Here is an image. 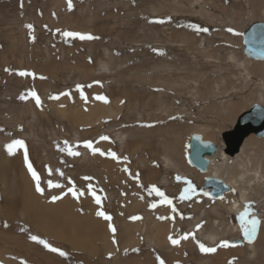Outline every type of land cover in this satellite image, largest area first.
Returning <instances> with one entry per match:
<instances>
[{"label": "rangeland", "instance_id": "rangeland-1", "mask_svg": "<svg viewBox=\"0 0 264 264\" xmlns=\"http://www.w3.org/2000/svg\"><path fill=\"white\" fill-rule=\"evenodd\" d=\"M71 3L69 11L66 0H0V264H264V185L258 182V194L244 185L245 198L236 209L239 189L210 199L200 193L203 176L186 170L190 133L201 130L223 148L220 135L240 114L253 105L264 107V61L247 58L243 47L246 27L264 23V0ZM190 24L208 31L196 33ZM64 31L98 39H66ZM251 66L259 69L256 75ZM19 71L35 78L20 77ZM78 84L84 85L87 102L76 91ZM30 90L41 107L31 97L20 99ZM63 92L70 98L50 99ZM97 95L108 103L95 100ZM103 106L113 114L103 115ZM251 138L256 143L235 158L216 155L210 172L229 182V170L246 173L250 156L254 166L247 177L255 179V170L264 174V155L255 154L264 137L245 139ZM14 139L24 141L43 194L35 190L24 149L7 154ZM85 141L118 159L93 155ZM66 148L80 155L70 156ZM48 181L61 188H49ZM189 183L195 191L181 200ZM153 186L171 206L151 192ZM70 187L83 195H65ZM89 187L101 197L100 205ZM53 196L62 198L52 202ZM98 211L112 217L114 234ZM251 216L260 222L257 240L235 244ZM185 234L187 240L171 244L170 236ZM126 235L136 243L125 245ZM222 241L230 246L217 247ZM199 244L217 250L202 253Z\"/></svg>", "mask_w": 264, "mask_h": 264}, {"label": "snow or ice", "instance_id": "snow-or-ice-1", "mask_svg": "<svg viewBox=\"0 0 264 264\" xmlns=\"http://www.w3.org/2000/svg\"><path fill=\"white\" fill-rule=\"evenodd\" d=\"M66 2H67L68 10L71 11L72 10L71 0H66ZM21 6H22V3H21ZM153 22H155V23H164L163 20H156V21H153ZM25 27L29 29V33L31 34L33 26L28 24V25H25ZM188 27L193 29V31H195L196 33L207 32L208 31L207 28L199 27L196 24H190V25H188ZM228 31H232V29H228ZM62 35L66 39L67 38H72V39H79L81 41H91V40H94V39H98V37H94V36H92L90 34H81V33L72 32V31H64L62 33ZM158 54H162V53H158ZM89 62L90 63L92 62L91 58H89ZM5 71L9 72L11 70L6 68ZM16 74L18 76H20V77H33V78H35V74L32 73V72H29V71H19ZM40 79H45V77L41 76ZM93 83L100 84L99 81H95ZM83 87H84V85H80V84L76 85V91L80 93V98L82 100H84L85 102H87V97L84 95V92L82 90ZM88 87H92V85L89 84ZM70 95L71 94L69 92H63V93H60L59 95L50 96V99L58 100V99H60V96H67V97L70 98ZM27 97H31L35 101V104H36L37 108L41 107V100H40V98L37 95V92L35 90H30L27 93L26 96L25 95H21L20 99L24 100ZM94 99L98 100V101H102L104 103H108L107 98L105 96H103V95H97V96L94 97ZM0 131H2V130H0ZM108 139L109 138L107 136H101L100 137V140H108ZM83 147L88 149L93 155L98 153L101 156L107 155L108 157H110L113 160H117L118 159L116 154L114 152H112V151H108L107 153H105V152L101 151L100 149L94 148L92 141H85L84 144H83ZM17 149H24V163H25V166L27 167L28 172L31 175V178L33 179V181H35V190H36L37 193L43 194L44 189L40 185V178H39L37 172L33 169L32 164L29 162L28 153H27V149H26V145H25L24 141L23 140H19V139H14V140H12L11 143L6 145V152H7V154L9 156L14 155L15 151ZM66 150H67L68 155H70V156H79L80 155V153L78 151H74L71 148H66ZM126 159L127 158H125V160ZM124 170L127 171V169H124ZM61 175H62V173H61ZM86 179H88V178H86ZM137 179H138V176H137ZM179 179L180 178L177 177V180H179ZM69 183L71 184V181H69ZM48 187L49 188H61V185L59 183H53L52 181H48ZM150 190H151V192L156 193V195L161 198V203L171 206L172 201L170 199H168L163 192H161L155 186H153ZM88 191L90 193H92L93 199L95 200V203L97 205H100L101 197L97 196L91 187H89ZM193 191H195V189H193L191 184L189 183L188 187L185 188L183 190V192L181 193L180 199L183 200V199L189 198V193H191ZM68 193H71L73 198H78L79 196L83 195L82 192L77 191L74 187H70L68 189V192L65 193V195H67ZM61 198H62L61 196H53L52 197V202L60 200ZM150 207L154 209V208L157 207V205L156 204H152V205H150ZM172 210L175 211L174 208ZM96 214H97L98 217L103 218L105 221H109L108 229H109L110 232H112L114 234L116 229L113 227V225L110 222L112 217L110 215L105 214V212H103V211H98ZM247 215H248V206L245 207V213H244V216H247ZM244 216L241 217L242 220H244ZM132 219H134V220L135 219H140V217H132ZM159 219H164V218L160 217ZM245 224L249 225V226L245 227V229H244V237H245V239L247 240L248 243H252L254 238H255V236H256L257 226L259 224V221L257 219H255V218H253L250 221H245ZM197 227H200V226L198 225ZM188 238H189V236L187 234H185L183 236H180L179 239H174V238H172L170 236L169 240H170L171 244L175 246V245H178L181 240H187ZM29 239L34 241V242H36L37 244L43 245V247L45 249H47L48 251H50V252L58 253L59 256H61V257H65L66 256V253L64 251H61V250H59L57 248H54V247H50L49 244L46 241H44L42 239H38L36 236H30ZM113 243H116L115 239H113ZM198 246H199V249H200V251L202 253H214V252H216L217 247L227 248L230 245H229V243L227 241H222V242H220V244L217 245V247H206L204 244H199ZM21 264H24V262L21 261ZM159 264H164V262L161 260L159 262ZM229 264H232V262L229 261Z\"/></svg>", "mask_w": 264, "mask_h": 264}, {"label": "water", "instance_id": "water-1", "mask_svg": "<svg viewBox=\"0 0 264 264\" xmlns=\"http://www.w3.org/2000/svg\"><path fill=\"white\" fill-rule=\"evenodd\" d=\"M243 47L246 57L252 60L264 61V23H254L246 29ZM251 134L257 138L264 137V108L260 105H253L249 110L241 113L235 126L221 134L224 153L228 157H233L239 152L244 139ZM187 149L186 160L188 164L200 173H206L209 164L207 157L214 156L216 145L210 141H203L200 135L194 133L189 137ZM207 189H209L208 193L204 192ZM228 191H230V188L221 179L208 177L204 179L200 192L207 194L210 199H218ZM253 218L258 220L257 217L251 216L249 221ZM244 229H241V239H238L235 244L248 243L244 237ZM255 239L256 236L253 242Z\"/></svg>", "mask_w": 264, "mask_h": 264}, {"label": "bare ground", "instance_id": "bare-ground-1", "mask_svg": "<svg viewBox=\"0 0 264 264\" xmlns=\"http://www.w3.org/2000/svg\"><path fill=\"white\" fill-rule=\"evenodd\" d=\"M256 11V10H255ZM251 24V23H250ZM248 25L246 28L248 29L251 25ZM248 58V57H247ZM250 59V58H249ZM252 60V59H251ZM245 62V61H244ZM246 63V62H245ZM247 64V63H246ZM248 67L249 66H247L246 68L248 69ZM250 71L254 74V75H256L255 73L256 72H258V68L256 67V66H251L250 68ZM262 107V106H261ZM103 108V110H102V112H103V115H107V114H109V113H112L113 111H112V109H111V107L110 106H103L102 107ZM264 108V107H263ZM113 114V113H112ZM112 114H110L109 116L111 117V116H113ZM201 131V130H200ZM192 132V133H190L189 134V137H190V135L191 134H198V135H200L201 137H202V140L203 141H210V140H208V138H207V140L205 139V135L203 134V132ZM204 131V130H203ZM207 132V131H206ZM206 132H205V134H206ZM251 135H253V134H251ZM208 136V135H207ZM221 136V135H220ZM250 136V135H249ZM188 141H189V139H188ZM210 142H212V143H214L215 145H216V153L214 154V156H212V157H207V159H208V161H209V164H208V167H207V171H206V173H200L199 171H197L195 168H193V167H191L189 164V169H186V170H189V171H191V172H194V173H196V174H200V175H202L203 176V179H206V178H208V177H214V178H218V179H221L220 177H219V175H218V173L215 171V172H210L211 170H210V166L213 164V162H214V157H216V155H220L221 156V158L220 159H222V160H225V161H227V159H232V158H235V156H238V155H240V154H243L244 152H245V150L247 149V147L248 146H250V145H254L256 142H255V140L254 139H245L244 141H243V143H242V145L240 146V149H239V152L234 156V157H232V158H230V157H228L225 153H224V147L222 148L221 146H219L218 144H216L214 141H210ZM223 142V141H222ZM188 144V143H187ZM264 145V142H262V141H260V143L259 144H257V150H256V155L259 157L260 156V154L262 155H264V151L262 150V146ZM260 146L262 147V148H260ZM187 147V146H186ZM256 149V148H255ZM187 152H188V149H187ZM248 152V151H247ZM247 157V156H246ZM219 159V158H218ZM219 159V160H220ZM253 159V157H250L249 156V160H250V163H248L247 165H246V169H247V171H249V169L251 170V168H253V166L254 165H252L251 164V162L253 161L252 160ZM257 159V158H256ZM248 160V161H249ZM256 162V161H255ZM258 162V161H257ZM245 163V162H244ZM182 166V165H181ZM231 166V165H230ZM258 166V165H257ZM263 167H264V165H262ZM175 167V166H174ZM178 167V166H177ZM231 167H233V166H231ZM242 167V166H241ZM224 168V167H223ZM255 168V167H254ZM258 169H259V167H258ZM247 171H246V173H247ZM181 172H182V170H181ZM228 173H230L229 174V176H228V181L229 182H225L224 180H222L226 185H228V187L230 188V191H228V192H225V193H223V196L225 195V194H228V193H230L231 192V189L232 188H237V189H239V193H240V196H238L239 197V199L238 200H236L235 202H234V204H233V206H234V208H238L239 207V202H242L243 200H244V198H245V194H244V185H249L250 187H251V189L254 191V193H257L258 194V187H259V181H260V183H262V185H264V174L263 173H261V172H259L258 170H255V173L253 174L254 175V177H255V179H253L252 181H254V182H252L251 181V179L250 178H248L247 177V175H246V173H244V171H241V169H236V168H234V169H231V170H229V172ZM21 175V174H20ZM247 178V179H246ZM26 182V181H25ZM204 182V181H203ZM27 184V183H26ZM202 188V187H201ZM30 190V189H29ZM208 191H209V189H207V190H205L204 192H206V193H208ZM201 193V192H200ZM201 194H203V193H201ZM203 195H207V194H203ZM68 201V200H67ZM67 203V202H66ZM58 206V205H57ZM62 206H64V204H62ZM71 208V207H70ZM56 209V208H55ZM53 210V209H52ZM60 210V209H59ZM62 210V209H61ZM69 211V210H68ZM71 211V210H70ZM61 213H63V211H61ZM234 214H235V212H234ZM61 220V219H60ZM56 224V223H55ZM259 224H260V222H259ZM62 225H64V224H62ZM57 226V225H56ZM63 227V226H62ZM245 227H247V226H245ZM244 226L242 227H240V229H242V228H245ZM58 228V227H57ZM258 228H259V226H258ZM46 230H45V232H46V234H48V235H52V236H55L56 234H52V229H50V228H45ZM60 229V228H59ZM155 232V231H154ZM90 233V232H89ZM156 233V232H155ZM257 233H258V230H257ZM148 234V233H147ZM159 235H160V232H157V239L159 238ZM256 236L258 237V234H256ZM153 237V236H152ZM153 238H155V237H153ZM241 239V238H240ZM154 240V239H153ZM256 240H257V238H256ZM124 241V243H125V245H131L132 246V244H135L136 243V240H134L133 239V237L132 236H130V235H126V237H125V239L123 240ZM158 241H160V239L158 240ZM214 241V240H213ZM123 243V244H124ZM143 243V242H142ZM253 243V242H252ZM252 243H248V244H252ZM165 245V244H164ZM111 252L112 251H114V249H112V248H110L109 249ZM235 250V249H234ZM116 251V250H115ZM147 260V259H146Z\"/></svg>", "mask_w": 264, "mask_h": 264}]
</instances>
